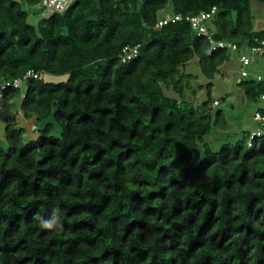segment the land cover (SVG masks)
I'll return each mask as SVG.
<instances>
[{
    "label": "trees",
    "instance_id": "16d2710c",
    "mask_svg": "<svg viewBox=\"0 0 264 264\" xmlns=\"http://www.w3.org/2000/svg\"><path fill=\"white\" fill-rule=\"evenodd\" d=\"M23 4L42 0H0V81L43 75L24 95L5 90L3 105L22 98L25 120L55 123L37 140L5 127L0 264H264V136L214 151V122L227 128L217 101L195 108L164 92L184 96L192 75L181 68L195 57L212 80L232 53L211 52L186 19L159 25L169 5L184 18L216 7L215 41L252 46L264 30L254 31L251 0H76L36 25ZM239 84L262 100L264 78Z\"/></svg>",
    "mask_w": 264,
    "mask_h": 264
},
{
    "label": "rangeland",
    "instance_id": "374dc122",
    "mask_svg": "<svg viewBox=\"0 0 264 264\" xmlns=\"http://www.w3.org/2000/svg\"><path fill=\"white\" fill-rule=\"evenodd\" d=\"M23 9L29 12L28 21L32 25H36L41 16H49L54 12L42 5L41 7H30L23 4ZM251 9L254 16V31L264 30V4L258 0H251ZM171 13L172 7L169 5L159 13V16L164 17ZM262 62H264V58L258 57L254 64L247 66L246 70L249 76L244 78L240 73L238 55L232 53L231 58L219 68L215 78L209 80L201 71L198 57H195L185 68H181L182 74L192 75V79L188 80L189 86L186 88L184 96L181 98L172 88H164V92L168 97L183 99L192 103L195 108L202 106L209 98V94L213 102H218V104L212 105L213 113L218 111L223 113L227 128L224 129L214 122L212 132L207 136L206 142L214 151H219L222 145L235 144L241 141L246 133L249 134L259 128V123L254 121V115L258 108H264V101L250 102L239 83L257 75ZM43 79L46 82L60 83L66 81L68 76L45 74ZM26 90L27 83L23 82L20 91L24 95ZM21 100L22 98H16L13 101L5 102L0 110V145L3 147L7 146L4 130L8 123L15 121L18 128H24L27 140H37L40 135L39 129L44 128L47 122L55 123L52 118L38 123L34 120H25L20 110ZM53 135L60 137L61 128L59 126H56Z\"/></svg>",
    "mask_w": 264,
    "mask_h": 264
},
{
    "label": "built area",
    "instance_id": "2783aa9c",
    "mask_svg": "<svg viewBox=\"0 0 264 264\" xmlns=\"http://www.w3.org/2000/svg\"><path fill=\"white\" fill-rule=\"evenodd\" d=\"M76 0H42V6L46 9L53 10L54 12H64L68 10ZM217 8L213 7L210 11L201 12L195 16H189L184 18L182 15H169L162 21L159 25L164 26L168 23H175L177 21H182L186 19L194 29V31L205 38L206 42L211 45V52L217 50H225L229 53H238V60L240 63V73L242 77H248L249 73L246 67L250 64H254L259 56H264V40L257 42L252 46H239L232 42L226 41H215L213 35L209 29V21L216 15ZM44 16V15H43ZM141 45H136L134 47H124L121 53V58L123 62L133 60L138 57ZM43 72H37L35 70H29L23 78H17L14 80H2L0 81V110L3 107V92L8 88L20 89L23 82L28 79H37L42 77ZM258 81L264 78V75H254ZM264 101V95L262 96ZM218 102H215V105ZM254 121L259 123V128L253 131L249 136L248 145L252 147L253 141L256 138L264 136V112L257 110L254 115Z\"/></svg>",
    "mask_w": 264,
    "mask_h": 264
},
{
    "label": "clouds",
    "instance_id": "9594fccd",
    "mask_svg": "<svg viewBox=\"0 0 264 264\" xmlns=\"http://www.w3.org/2000/svg\"><path fill=\"white\" fill-rule=\"evenodd\" d=\"M56 224V218L55 217H53V219L52 220H44V221H42V227H44V228H52L54 225Z\"/></svg>",
    "mask_w": 264,
    "mask_h": 264
},
{
    "label": "crops",
    "instance_id": "0c3cea01",
    "mask_svg": "<svg viewBox=\"0 0 264 264\" xmlns=\"http://www.w3.org/2000/svg\"><path fill=\"white\" fill-rule=\"evenodd\" d=\"M236 55H238V53H236ZM260 58H264V56H261ZM257 73L258 74L261 73V75H264V62H262L261 66H260V70L257 71ZM258 110H262L264 112V108H258Z\"/></svg>",
    "mask_w": 264,
    "mask_h": 264
}]
</instances>
